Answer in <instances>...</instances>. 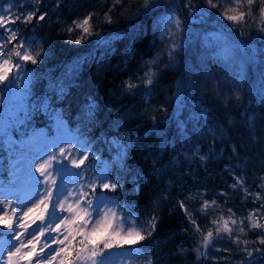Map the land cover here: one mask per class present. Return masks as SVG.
Masks as SVG:
<instances>
[{"label":"trees","instance_id":"1","mask_svg":"<svg viewBox=\"0 0 264 264\" xmlns=\"http://www.w3.org/2000/svg\"><path fill=\"white\" fill-rule=\"evenodd\" d=\"M9 2L47 15L18 24L19 35L44 54L36 65L27 64L32 79L24 99L30 118L0 135L1 184L8 185L10 178L8 134L19 143L40 130L51 135L59 115L73 132V144L83 142L88 150L76 169L85 174L103 169L106 181L118 187L101 189L96 183V193L103 191L145 231L146 239L133 246L139 252L132 256L134 264H146L148 256L153 264L245 262L244 245L238 248L223 233L207 258L197 260L202 236L194 234L179 202L205 232L215 227L212 220L234 213L233 236L241 220L242 240L257 241L264 233L248 230L247 220L256 212L264 223V34L254 25L234 28L216 9H206L203 18L189 17L187 0H156L157 6L147 9L143 0H120L115 6V0H0L4 6ZM191 4L206 8L204 0ZM171 9L184 22L183 30L165 22ZM89 13L90 34L76 43L81 30L66 29ZM149 68L155 77L145 88L142 79ZM126 81L139 87L128 90ZM5 96L0 91V99ZM44 98L47 112L35 110ZM236 177L243 186L232 187ZM86 193L91 199V188ZM204 200L216 201L207 215L200 211ZM153 216L156 227L147 236ZM248 247L264 249L258 242ZM253 264H264V256L254 253Z\"/></svg>","mask_w":264,"mask_h":264},{"label":"snow or ice","instance_id":"2","mask_svg":"<svg viewBox=\"0 0 264 264\" xmlns=\"http://www.w3.org/2000/svg\"><path fill=\"white\" fill-rule=\"evenodd\" d=\"M116 3H120V0H115L113 6ZM204 5L206 8L203 6L195 8L192 6L191 0H187L185 7L189 10V17L193 13H198L203 18L208 14L206 9H216L218 16L222 20L231 22L234 28H246L254 25L259 34H264V0H204ZM155 6H157L156 0H143V8ZM23 7V4L17 5L13 2H9L7 6L0 4V86H2L0 91H11L13 97L19 101L15 111L6 113L4 117L6 120L10 116L14 126L25 123L31 115L24 102V98L28 94L27 85L31 83L32 79L27 64L30 62L32 65H36L44 54L42 48L40 51H34L31 43L19 35L18 24H29L34 19L37 22L43 21L47 15V13L40 12L38 8L35 11H21ZM245 7L246 11L240 10ZM92 15L89 13L83 19L73 20L72 24L67 27L66 31L69 33L74 29L81 30L82 35L75 41L76 43H80L86 34H90L91 25L89 22ZM107 19L111 22V17H107ZM165 22H171L177 30H183L184 22L177 15L175 9L169 10ZM261 38L264 39V35ZM9 45L12 47L9 48ZM174 48L175 45H173ZM169 56L171 57V52ZM154 77L155 73L149 68L142 79L145 88L153 84ZM20 85H24V89L16 91ZM125 87L132 90L139 85L126 81ZM239 98L237 95L236 99ZM48 107L46 98L34 106L35 110H44L45 112ZM89 110L91 111V106ZM21 112L24 113L22 117L19 115ZM57 120L62 124V121H59V116H57ZM3 131L7 135V130ZM59 139L61 138L58 137V141ZM71 147V143H69L68 149L60 147L59 155L44 152L29 157L24 153L20 154L17 163L25 170L33 189L29 196L16 201L7 196L0 199V225H2L0 227V264H113L114 256L130 258L139 254L133 246L146 239L145 231L137 226L135 217L131 213L128 216H123L122 212L118 211V206H110L114 205V201L105 197L103 191L96 193L97 181L100 182L101 189L115 190L118 187L116 183L104 182L108 178L103 169L88 185L92 190L91 199H87L88 193L82 190L74 195L63 183L69 170L63 164L62 158H68V155L71 154ZM80 147L83 148V145ZM86 151V149L81 151L80 158H74L70 163L76 168H80L84 164V160L87 159ZM235 151L234 147L233 152ZM45 154L47 159L44 158ZM200 159L204 160L205 157L202 156ZM36 160L39 162L35 163V171L44 178L43 191L40 190L42 182L32 172ZM93 166L90 165L89 168ZM82 174V172L71 173L76 178ZM58 176L62 178V182L59 184H57ZM261 181V187L264 188V177H261ZM243 185V179L236 177V182L232 187ZM244 191L247 192L246 187ZM256 199H260L259 193L256 194ZM215 204V200H204L200 211L207 215L208 209ZM179 206L184 209L186 217L193 226L194 234L199 233L202 236L199 241L200 247L195 249L198 253L197 260L201 257L207 258L208 249L213 245L214 239L220 237L222 233L238 248L240 245H244L240 251L246 253L247 260L242 264H253L254 253L264 256V249L248 247V245L257 242L259 245H264V233L258 236L257 241L242 240L240 234H246V229L243 226L244 221L241 220L238 226L239 234L233 236V226L237 225V221L232 218L234 213L226 219L221 216L219 219L212 220L211 224L215 227L208 228L205 232L197 224L192 214L188 212L183 201L179 202ZM261 208H264V203L261 204ZM228 211L231 213L232 210ZM64 213L68 214L64 215ZM261 219H264V216H261ZM247 220L249 221L248 230H264V223H260L256 218V212H250ZM147 227L151 229V231H147V236H151L156 227V217L150 218ZM125 245L128 247L124 252L114 253L112 251L113 248H123ZM223 251L229 250L223 249ZM213 259L216 258L213 257ZM146 264H153L150 256L146 258Z\"/></svg>","mask_w":264,"mask_h":264},{"label":"rangeland","instance_id":"3","mask_svg":"<svg viewBox=\"0 0 264 264\" xmlns=\"http://www.w3.org/2000/svg\"><path fill=\"white\" fill-rule=\"evenodd\" d=\"M29 71V70H28ZM2 87V86H0ZM24 89V85L18 86L16 91H20ZM5 97H2L0 99V135L4 134L3 130L11 131V128L17 127L20 125H13L12 118L10 116L7 117L5 120V114L10 111H15L19 101L15 99L12 95L11 91L5 92ZM25 107H27V101L24 99ZM23 112L19 113V115L22 117ZM56 115L53 121V132L51 135H47L44 130H40L37 132L32 133L28 138H22L21 143H19L15 138L12 136V134H8L7 138V144L9 145V150L7 152V155L9 156V162H10V173H9V184L6 186H3L1 184L0 180V199H4L5 196L12 199L13 201L19 200L21 198H24L26 196H29L32 192L33 185L31 181L27 178L25 174V170L20 167V165L17 163L20 154L24 153L29 157H32L34 155H39L40 153H56L59 155V148L63 147L65 149H68L69 143H71V153L74 149L79 148L80 150L76 152L75 155L72 156L71 159L66 161L67 159L62 158V162L64 165L67 166L69 170V174L67 175L66 179H63V183H65L66 187L70 189L74 195L78 194L81 190L86 192L88 189V185L94 181L97 177V175L100 172L96 173H90L85 174L82 170H77L75 166H73L70 161L72 159H79V153L83 151L84 149L87 150V148H81L80 145H83V142H81L77 147L75 144H73V132L70 131L65 123L62 121L61 117L59 116V121H62V124L58 122ZM12 132V131H11ZM58 137L59 139L58 141ZM55 144V147L53 145ZM23 145V146H22ZM88 153V150L86 151V155ZM71 156L68 155V157ZM44 158L47 159V155H44ZM39 162L38 160L34 161L32 172L35 177H37L42 183L40 184V190L43 191L44 185H43V177L40 176L38 172L35 171V163ZM55 165V162H53ZM83 174L79 176V178L74 177L71 175V173H80ZM62 182L61 177H57V184ZM107 182V181H104ZM97 184H100L99 181L96 182ZM109 183V182H107ZM104 196L107 198H110L103 192ZM88 199V198H87ZM111 199V198H110ZM112 200V199H111ZM113 201V200H112ZM110 206H117V204L114 202V205ZM118 211L119 208H118ZM68 213H64V215H67ZM6 230V229H5ZM54 235V234H53ZM55 247V245H54ZM125 250H116L113 251L114 253H121ZM113 264H134L133 258L130 257H124V256H114L113 258Z\"/></svg>","mask_w":264,"mask_h":264}]
</instances>
